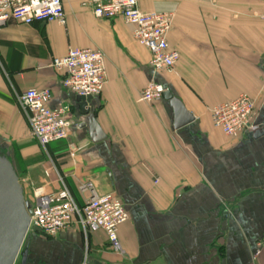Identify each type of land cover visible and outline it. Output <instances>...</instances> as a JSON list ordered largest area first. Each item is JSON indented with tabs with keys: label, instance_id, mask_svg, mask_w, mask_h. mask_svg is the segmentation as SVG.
Wrapping results in <instances>:
<instances>
[{
	"label": "crops",
	"instance_id": "1",
	"mask_svg": "<svg viewBox=\"0 0 264 264\" xmlns=\"http://www.w3.org/2000/svg\"><path fill=\"white\" fill-rule=\"evenodd\" d=\"M62 1L64 25L9 21L0 31V149L31 188H67L82 207L88 194L79 186L90 182L117 196L129 220L119 228L121 251L104 231H33L16 264H264V0H138L144 12L175 15L168 41L180 60L157 79L194 117L178 130L165 99L139 100L153 71L134 28L120 16L97 18L90 0ZM91 48L105 54L108 78L89 104L101 131L93 139L77 95L52 66L70 49ZM30 89H50L51 108L71 109L77 126L68 141L38 143L19 102ZM241 95L255 103V130L231 138L210 113Z\"/></svg>",
	"mask_w": 264,
	"mask_h": 264
},
{
	"label": "built area",
	"instance_id": "2",
	"mask_svg": "<svg viewBox=\"0 0 264 264\" xmlns=\"http://www.w3.org/2000/svg\"><path fill=\"white\" fill-rule=\"evenodd\" d=\"M93 13L99 19L122 17L131 25L135 41L147 48L151 54L153 77L140 94V102L153 105L164 99L168 88L158 81L161 73L174 72L180 60L178 51L169 45L168 36L175 15L167 12H144L138 0H90ZM9 21L23 25L35 22L66 23L62 0H0V31ZM53 68L64 74L63 86L81 97L101 95L107 83L105 54L99 49H70L62 57L53 59ZM50 89H30L19 97L26 112L31 131L38 143L46 149L48 145L68 141L77 126L68 106L51 108ZM255 103L247 95L213 107L210 113L212 124L231 138L239 137L245 130H255L250 120ZM70 157L79 152L74 143L68 145ZM80 192L88 194L82 207L78 206L67 188L57 193L44 194L36 190L32 207L29 232L40 229L47 237L79 226L85 233L104 231L111 248L121 251L119 228L128 222L129 213L123 202L113 193L99 195L92 183L79 186ZM258 255H264V237L259 244Z\"/></svg>",
	"mask_w": 264,
	"mask_h": 264
},
{
	"label": "water",
	"instance_id": "3",
	"mask_svg": "<svg viewBox=\"0 0 264 264\" xmlns=\"http://www.w3.org/2000/svg\"><path fill=\"white\" fill-rule=\"evenodd\" d=\"M92 97L77 96L82 114L87 116L90 136H101L95 116L91 115L89 104ZM164 99L173 111L175 129H181L194 122V117L187 111L184 104L173 96L170 90L164 93ZM262 133H257L256 136ZM98 141H101L99 138ZM32 205L27 200L25 189L19 174L9 155L0 149V264H16L25 243L31 224ZM41 232L40 229H35Z\"/></svg>",
	"mask_w": 264,
	"mask_h": 264
},
{
	"label": "rangeland",
	"instance_id": "4",
	"mask_svg": "<svg viewBox=\"0 0 264 264\" xmlns=\"http://www.w3.org/2000/svg\"><path fill=\"white\" fill-rule=\"evenodd\" d=\"M21 172H19L20 181H21V184L23 185V187L25 189L26 198H27V200H29L30 194L35 193V191L40 189V188H37V189L31 188V186L29 185L30 183H29L28 179L26 178V174L23 171H21ZM30 233L31 232H29L28 234H30Z\"/></svg>",
	"mask_w": 264,
	"mask_h": 264
}]
</instances>
